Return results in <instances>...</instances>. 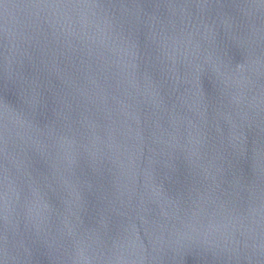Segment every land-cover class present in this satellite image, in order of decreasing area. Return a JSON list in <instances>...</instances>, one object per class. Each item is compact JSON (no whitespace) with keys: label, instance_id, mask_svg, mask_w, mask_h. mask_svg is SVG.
Masks as SVG:
<instances>
[{"label":"water","instance_id":"obj_1","mask_svg":"<svg viewBox=\"0 0 264 264\" xmlns=\"http://www.w3.org/2000/svg\"><path fill=\"white\" fill-rule=\"evenodd\" d=\"M0 264H264V0H0Z\"/></svg>","mask_w":264,"mask_h":264}]
</instances>
